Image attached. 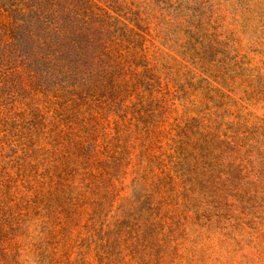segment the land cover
Instances as JSON below:
<instances>
[{"label": "rangeland", "instance_id": "374dc122", "mask_svg": "<svg viewBox=\"0 0 264 264\" xmlns=\"http://www.w3.org/2000/svg\"><path fill=\"white\" fill-rule=\"evenodd\" d=\"M119 1L128 77L78 117L110 154L56 152L50 96L0 89V264H264V0Z\"/></svg>", "mask_w": 264, "mask_h": 264}, {"label": "trees", "instance_id": "16d2710c", "mask_svg": "<svg viewBox=\"0 0 264 264\" xmlns=\"http://www.w3.org/2000/svg\"><path fill=\"white\" fill-rule=\"evenodd\" d=\"M117 4L119 0H0V89L13 83L19 91L38 89L50 96L44 138L55 140L48 145L60 154L79 152L88 166L98 155L110 154L113 142L105 147L102 139L94 142L84 134L78 119L82 88L101 80L118 90L128 77L121 59L131 49L130 42L122 47L129 30ZM62 90L69 98L63 99ZM58 109L65 114L56 118ZM137 109L133 116L140 122L144 113H139V103ZM128 114L116 117L128 124ZM111 119L109 126L116 118ZM90 143L94 149L87 156Z\"/></svg>", "mask_w": 264, "mask_h": 264}]
</instances>
